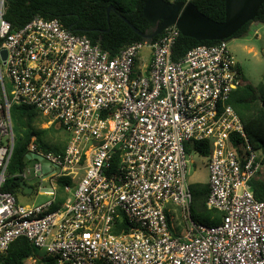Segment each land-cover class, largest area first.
<instances>
[{
	"label": "built area",
	"instance_id": "2783aa9c",
	"mask_svg": "<svg viewBox=\"0 0 264 264\" xmlns=\"http://www.w3.org/2000/svg\"><path fill=\"white\" fill-rule=\"evenodd\" d=\"M7 1L0 0V264L19 238L43 253L24 264H264V201L250 187L262 164L229 104L243 77L228 42L174 61L172 26L110 56L55 19L12 29ZM11 105L32 106L49 126L71 131L59 153L28 147L27 156L55 170L44 181L42 165L33 164L38 189L50 185L39 205L3 190L14 148ZM197 143L210 149L205 206L221 213L216 226L191 218L187 150ZM20 177L27 180L25 171ZM63 177L71 185L60 203ZM170 204L186 222L183 238L172 233Z\"/></svg>",
	"mask_w": 264,
	"mask_h": 264
},
{
	"label": "trees",
	"instance_id": "16d2710c",
	"mask_svg": "<svg viewBox=\"0 0 264 264\" xmlns=\"http://www.w3.org/2000/svg\"><path fill=\"white\" fill-rule=\"evenodd\" d=\"M147 0H8L4 13V20L10 23L12 29L17 30L29 23L33 18L40 17L44 20H58L61 26L71 33L87 37L94 45L115 56L119 51L132 43L143 39L134 33L131 28L120 18L124 17L139 32L151 34L157 27L150 24L144 17V6ZM169 2L168 0H164ZM192 3L197 10L208 18L223 22L225 18L224 0H175L174 3ZM112 7L107 15V10ZM120 15V16H119ZM253 23L264 24V3L260 7ZM252 23L246 24L231 39L241 37L247 33ZM160 36L152 39L158 40ZM229 39V40H231ZM227 40L226 42H228ZM217 41H197L182 36L180 33L172 48V60L182 58L190 49L196 46H211ZM229 104L239 116L246 139L250 147L257 153L262 154V166L264 165V84L258 87L249 85L242 78L241 86L231 95ZM13 133L21 131L23 135L19 138L14 135V148L7 166V180L4 191L12 193H23L20 182L24 181L20 174L26 168V157L30 144L36 143L45 152L59 153L60 149L46 143L34 129V123L41 115L32 106L11 105L9 109ZM196 153L208 156L210 149L207 144L195 145ZM189 153V150H187ZM58 191L63 192V187L71 185L69 178H60L57 181ZM253 196L258 201H264V178L256 176L250 182ZM208 185L205 186L200 195L207 198ZM60 203L63 199L59 200ZM193 205V203H192ZM55 206L53 209H56ZM208 211V210H206ZM209 213L212 211H208ZM216 212V211H215ZM199 214L191 206V218L195 223L216 226L221 222V213ZM120 224L125 227V222ZM119 228L115 230L119 232ZM37 256L29 242L24 238L15 240L9 247L5 262L7 264H24L29 256Z\"/></svg>",
	"mask_w": 264,
	"mask_h": 264
},
{
	"label": "rangeland",
	"instance_id": "374dc122",
	"mask_svg": "<svg viewBox=\"0 0 264 264\" xmlns=\"http://www.w3.org/2000/svg\"><path fill=\"white\" fill-rule=\"evenodd\" d=\"M170 2V1H169ZM228 49L234 59L236 60L238 67L241 70L242 77L249 85L253 87H258L264 84V24L263 23H252L250 24L248 31L241 37H237L228 41ZM137 74V67L133 69V76ZM7 91L9 92L11 86L5 81ZM49 119L45 116H41L38 121L34 123V129L38 135L46 141L50 146H55L63 151L67 145L71 131L61 127L56 129L55 126L47 127V122ZM15 137L19 138L23 135L21 131H15ZM188 160L192 162L189 165L188 181L190 184V189L193 197L192 208L196 213L208 214L206 211V197L199 194L202 189L208 185L209 174L207 170V160L205 157L198 155L194 151H190ZM260 159L263 158L262 154H258ZM39 162L42 165L44 181L50 177L55 170L49 166V164L43 160L41 157H26V168L25 173L27 175V180L25 181L27 185H30L35 190L32 195H25L24 193H17L16 198L19 204L23 205H39L47 201V196L45 195L50 189L49 183H44V189H38V180L34 178L32 171L33 164ZM264 172V165H263ZM82 172L73 174V177L77 179ZM8 176V175H7ZM264 178V175H263ZM37 182V183H36ZM36 191H39L36 194ZM65 196L63 192L58 191V198L61 200ZM71 197V195H68ZM66 197V196H65ZM170 214L173 216L172 233L175 237L183 238L187 232L186 222L184 221L180 210L174 205H168ZM209 214H217V212L212 211ZM37 254L43 255L42 252L37 251Z\"/></svg>",
	"mask_w": 264,
	"mask_h": 264
},
{
	"label": "water",
	"instance_id": "95a60500",
	"mask_svg": "<svg viewBox=\"0 0 264 264\" xmlns=\"http://www.w3.org/2000/svg\"><path fill=\"white\" fill-rule=\"evenodd\" d=\"M225 18L223 22L214 21L200 13L192 3H170L164 0H147L144 6V17L156 25L157 29L151 33L139 32L124 17L120 18L131 30L142 39H154L160 36L169 27H176L182 36L195 39L199 42H222L234 37L246 24L253 23L264 0H224ZM110 7L107 10L109 15ZM1 59L5 60V52H1ZM56 129L60 128L57 123ZM20 187L26 195H31L33 188L24 181Z\"/></svg>",
	"mask_w": 264,
	"mask_h": 264
},
{
	"label": "crops",
	"instance_id": "0c3cea01",
	"mask_svg": "<svg viewBox=\"0 0 264 264\" xmlns=\"http://www.w3.org/2000/svg\"><path fill=\"white\" fill-rule=\"evenodd\" d=\"M168 1H170V3H174L175 0H168ZM188 1H189V0H188ZM54 126H56V124H55ZM48 127H49V125H48ZM262 175H264V172H263V166H262V169H261L260 174H259L258 176H262ZM28 186H30V185H28ZM30 187H32V186H30ZM32 188H33V187H32ZM25 195H26V194H25ZM31 195H32V193H31Z\"/></svg>",
	"mask_w": 264,
	"mask_h": 264
},
{
	"label": "bare ground",
	"instance_id": "6f19581e",
	"mask_svg": "<svg viewBox=\"0 0 264 264\" xmlns=\"http://www.w3.org/2000/svg\"><path fill=\"white\" fill-rule=\"evenodd\" d=\"M47 127H48V124H47Z\"/></svg>",
	"mask_w": 264,
	"mask_h": 264
},
{
	"label": "flooded vegetation",
	"instance_id": "af4514ba",
	"mask_svg": "<svg viewBox=\"0 0 264 264\" xmlns=\"http://www.w3.org/2000/svg\"><path fill=\"white\" fill-rule=\"evenodd\" d=\"M156 26V25H155Z\"/></svg>",
	"mask_w": 264,
	"mask_h": 264
}]
</instances>
